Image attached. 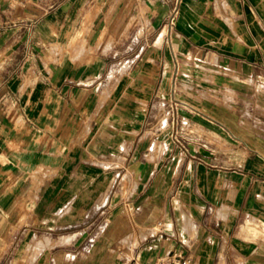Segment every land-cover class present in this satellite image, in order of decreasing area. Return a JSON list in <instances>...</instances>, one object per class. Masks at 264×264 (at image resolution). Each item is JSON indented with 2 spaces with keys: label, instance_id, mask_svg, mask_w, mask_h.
I'll list each match as a JSON object with an SVG mask.
<instances>
[{
  "label": "crops",
  "instance_id": "obj_1",
  "mask_svg": "<svg viewBox=\"0 0 264 264\" xmlns=\"http://www.w3.org/2000/svg\"><path fill=\"white\" fill-rule=\"evenodd\" d=\"M173 249L264 264V0H0V264Z\"/></svg>",
  "mask_w": 264,
  "mask_h": 264
},
{
  "label": "built area",
  "instance_id": "obj_2",
  "mask_svg": "<svg viewBox=\"0 0 264 264\" xmlns=\"http://www.w3.org/2000/svg\"><path fill=\"white\" fill-rule=\"evenodd\" d=\"M158 226L161 223L157 224ZM129 264H142L136 259H132ZM152 264H193L192 258L189 254L181 249L170 250L159 256Z\"/></svg>",
  "mask_w": 264,
  "mask_h": 264
},
{
  "label": "rangeland",
  "instance_id": "obj_3",
  "mask_svg": "<svg viewBox=\"0 0 264 264\" xmlns=\"http://www.w3.org/2000/svg\"><path fill=\"white\" fill-rule=\"evenodd\" d=\"M169 113H170V115L173 114V112H169Z\"/></svg>",
  "mask_w": 264,
  "mask_h": 264
}]
</instances>
